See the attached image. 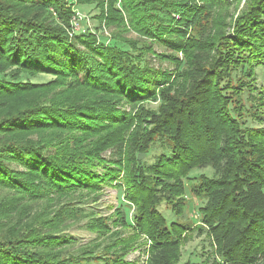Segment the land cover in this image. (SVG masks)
Segmentation results:
<instances>
[{
	"label": "trees",
	"instance_id": "trees-1",
	"mask_svg": "<svg viewBox=\"0 0 264 264\" xmlns=\"http://www.w3.org/2000/svg\"><path fill=\"white\" fill-rule=\"evenodd\" d=\"M260 68L264 0H0V264H264Z\"/></svg>",
	"mask_w": 264,
	"mask_h": 264
},
{
	"label": "rangeland",
	"instance_id": "rangeland-1",
	"mask_svg": "<svg viewBox=\"0 0 264 264\" xmlns=\"http://www.w3.org/2000/svg\"><path fill=\"white\" fill-rule=\"evenodd\" d=\"M241 5H243V2L241 3ZM88 9L89 8L87 6H85V7L79 8L77 10V13L80 15L81 19L77 20L78 26H77V24H76V26L74 25L73 29L76 32H79L80 30H84V29H87V30L93 29L95 24H97L95 22V20L91 18L92 14L89 12ZM95 13H96V11H95ZM105 31H107V30H105ZM104 35H108L107 32H105ZM128 37L129 38H133V37L136 38V35L130 34ZM155 51L159 53L160 49L159 48L155 49ZM155 62L157 64L159 63L156 60H155ZM159 64H161V63H159ZM256 78H257V81L259 83L261 82L263 87H264V68L263 69L260 68L257 70ZM49 80H51L50 77L46 75V76H40V77L33 79L31 81L43 83V82H47ZM122 110L125 112L129 111V109L126 106L123 107ZM109 155H110V152H105L102 155V157L107 159L109 157ZM147 160L150 161L151 159L148 158ZM208 175H210V173H208ZM119 195H120V193L117 192L116 190H114L112 188H106L105 192H104V196H103L101 202L99 203V205L97 207L98 212H101L102 214L111 213L110 209H109L110 206H117L118 203H120V201H121V200H119V198H120ZM187 197L189 198V194H187ZM191 202L192 203L189 205V209H188L189 212L186 213V216H187V219L189 221H194V223H197L198 218H196V210L200 206H202L203 204H202V202H198L196 199H192ZM131 215H132V209H129L128 219L131 218ZM163 215L165 217L167 216L166 213H163ZM169 218H170V216H169ZM195 233L190 235L189 237H187L186 242H184L182 244V246L180 247V253H181L180 264H183L185 262H190L192 264H204L206 260L208 262L212 258L213 248H212V245L209 244V239H207L205 236L199 237V235L195 234ZM66 234H69L70 236L75 238L77 240V243H79V242L86 243L87 241H89L93 237L88 232L83 230L80 226L72 227L69 231L66 232ZM147 248H148V245H146V246L143 245L141 250H147ZM139 253H140L139 250L132 252L131 254L128 255L127 261H133V260L137 259L139 257ZM141 253H142V251H141ZM140 260H141L142 264H145V261L147 260V255L143 254L142 256H140Z\"/></svg>",
	"mask_w": 264,
	"mask_h": 264
},
{
	"label": "built area",
	"instance_id": "built-area-1",
	"mask_svg": "<svg viewBox=\"0 0 264 264\" xmlns=\"http://www.w3.org/2000/svg\"><path fill=\"white\" fill-rule=\"evenodd\" d=\"M80 15L77 13L76 16L74 17L73 19V22L71 23L72 24V32H70V36H72L73 34L77 33L73 28H74V25L76 26L77 24V20H80ZM78 26V24H77ZM81 31V30H80ZM154 64H155V67L158 68L159 65L154 61Z\"/></svg>",
	"mask_w": 264,
	"mask_h": 264
},
{
	"label": "water",
	"instance_id": "water-1",
	"mask_svg": "<svg viewBox=\"0 0 264 264\" xmlns=\"http://www.w3.org/2000/svg\"><path fill=\"white\" fill-rule=\"evenodd\" d=\"M144 158V155H139L138 156V160L140 161V160H142Z\"/></svg>",
	"mask_w": 264,
	"mask_h": 264
},
{
	"label": "crops",
	"instance_id": "crops-1",
	"mask_svg": "<svg viewBox=\"0 0 264 264\" xmlns=\"http://www.w3.org/2000/svg\"><path fill=\"white\" fill-rule=\"evenodd\" d=\"M89 10V9H88Z\"/></svg>",
	"mask_w": 264,
	"mask_h": 264
}]
</instances>
